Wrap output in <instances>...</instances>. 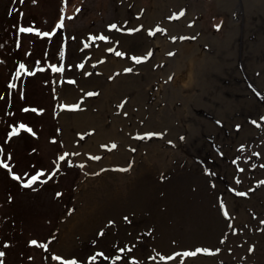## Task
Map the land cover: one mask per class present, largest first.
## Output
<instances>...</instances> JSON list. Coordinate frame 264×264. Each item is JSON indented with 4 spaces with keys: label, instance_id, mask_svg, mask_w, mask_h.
<instances>
[{
    "label": "rangeland",
    "instance_id": "1",
    "mask_svg": "<svg viewBox=\"0 0 264 264\" xmlns=\"http://www.w3.org/2000/svg\"><path fill=\"white\" fill-rule=\"evenodd\" d=\"M20 18L32 25L35 19L37 24L31 28L52 32L48 36L24 31V48L38 54L40 50L39 63L46 70L35 66L36 53L26 56L25 68L20 69L28 73L25 81L30 85L31 102L47 107L36 112L38 117L32 115L39 122L37 130L24 131L29 138L14 133L15 141L8 148L11 157L4 158L9 161L18 151L27 150L24 156L33 159L36 149L38 163L46 172L42 173L49 176H38L24 191L3 179L7 191L13 190L14 201L0 185V243L8 228L18 232L8 247L10 259L20 262L21 220L28 237L37 241L29 243L31 248L42 244L36 264H63L53 258L56 253L65 259L75 256L82 264H244L240 257L249 258V264H264V120L260 119L264 116V0H0L1 80L18 63L16 50L4 42L10 38L8 30L18 26L20 48ZM110 24L116 28H109ZM130 28L135 30L127 31ZM133 56L147 59L137 61ZM33 69L35 75L30 74ZM188 69L193 70L190 79L183 74ZM47 71L52 95L45 83L38 82L46 80ZM64 104L78 107L64 108ZM51 108L54 119L48 120L44 113ZM209 131L213 136L202 144ZM147 132L162 135L145 137ZM28 139L35 147H24ZM199 141L205 149L196 150L189 163L186 147ZM145 147L151 167L142 174L140 168L129 166L140 159ZM105 152L109 160L120 164V171L103 165ZM161 155L166 159L160 161ZM231 155L236 172L228 177L234 189L246 193L244 197H251L255 190L256 205L262 207L252 214L233 207L237 211L231 214L239 217L242 226L227 230L223 245L216 247L219 251L185 256V251L197 247L212 249L208 241L193 243L197 236L211 232L210 218L222 214L210 195L211 176L205 168L216 172ZM0 158L4 161L2 154ZM17 161L19 169L28 165L26 159ZM100 166L124 195L134 189H127L131 181L147 185L145 201L131 203L130 218H106L108 192L115 186L96 184ZM88 174L90 180L96 179L87 187L81 211L60 240L58 231L78 201L79 183ZM55 189H62L64 196L58 197ZM91 221L90 228L97 225L93 229L88 226ZM128 230L136 235L130 250L124 242ZM83 232L88 233L86 237ZM79 235L82 239L71 250L59 248L60 242L69 245ZM162 235L161 246L155 247L163 248L162 256L172 259L162 260L160 253L149 260L131 259V253L148 255L156 237ZM93 254L97 259L88 260Z\"/></svg>",
    "mask_w": 264,
    "mask_h": 264
},
{
    "label": "trees",
    "instance_id": "2",
    "mask_svg": "<svg viewBox=\"0 0 264 264\" xmlns=\"http://www.w3.org/2000/svg\"><path fill=\"white\" fill-rule=\"evenodd\" d=\"M21 10H22V7L20 6V12ZM56 19L57 17L53 19L51 25L48 26V28H51L54 25ZM36 21L37 20L34 19V21H32L33 22V25H32L31 21L30 22L23 21L20 18V48L18 45L19 27L18 26L15 27L16 23H14L15 25L14 31L8 30V34L10 35V38L7 37L4 42L6 46L12 47L14 51L16 50L15 57L18 59V63L16 67H14V69L9 74H7L6 77L3 76V79L2 80L0 79V156L2 154L4 161L7 162L11 166L12 172H14L17 176H19V179H16V177H14L10 173L11 171H9L2 164H0V185H2V187L4 185L3 188L7 192V198L9 199V197H11L10 199H12L13 201L15 200L14 193L12 192L13 190L11 189L12 191L11 190L7 191L6 189L7 187L5 186L6 183L3 182V179H6V181H8L11 185L14 183L13 184L14 188L17 187L18 190L20 189L21 191H24L28 189V186H30L28 184L35 182L34 180H31V177L33 175L40 173L39 177L40 178L45 177V179L46 177L49 176L48 173L44 174L46 172L43 171L42 169L43 167L40 166L38 163L39 158L36 157V151H37L36 149H35V156L33 157V159L24 156L25 155L24 153L27 152V150H22L21 152L18 151L17 154L13 155L12 158H9V161L4 158V156L10 155V151L8 150V148L11 147L12 146L11 144L15 141L16 134L20 133V135H22L21 137L22 139L26 137L29 138L28 137L29 135L24 132L25 130L27 131V129L20 128V125L21 124L27 125V128L31 129L32 131L33 129L37 130L39 120L34 121V117L32 115L39 114V112L43 111L47 107L43 103V104H39L40 106L39 108L37 107V103L31 102L30 85H28V83H26L25 81V78L27 77L28 73L27 72L23 73L20 71V65L23 63L24 58L26 56L31 55L32 53L33 54L36 53V55H34L35 66H39L41 69L42 68L45 69V66L40 65L39 63V59L42 58V52L37 49L40 52V54H38L36 50L34 49L27 50L24 48V43H23L24 31H21V28L35 27L37 24ZM38 26L40 25L38 24ZM44 28L45 27H42L40 29L39 27H36V29H39L40 31ZM44 47L43 49H45ZM22 50H25V51H22ZM30 74L31 75L36 74L34 72V69L30 72ZM42 78L44 79V77ZM44 80L42 81L39 79L38 82L40 83V85H44L45 83L47 87L46 89L48 91H51L50 94L52 95V82L50 81L51 79L49 78V71H47L46 80L45 81ZM51 104H52V99H51ZM31 111H32V114H31ZM44 114L46 115L48 120H51L49 118L54 119L52 108L49 111L45 112ZM39 124L42 127L41 121ZM13 129H18L17 132L15 131L16 134H14L15 132L13 131ZM23 133L25 134L23 135ZM34 143L35 142L28 139L27 144L24 147H28L31 145H32L31 147H35ZM31 150H30V153H31ZM9 157H11V155ZM21 158L26 159V161L28 159L30 160L26 162L28 163L27 167L25 168L21 167L19 169L17 168V163H18L17 160ZM42 171L44 173H42ZM44 182L45 183L43 184L45 186L49 184V182L46 180ZM55 190L58 191L57 192L58 197L62 198L64 196L62 189H55ZM69 202H70V199L66 200L64 205L69 204ZM67 207L68 206H64V209H66ZM6 218L7 216L6 214H4L3 220H6ZM23 224H21V220H20V260H19L20 262L18 263V261L12 260L8 256V251H9L8 247H10V245L12 246V243L15 242L14 238L17 239L16 234L18 233L13 228H11V232H10V229L8 228L6 231L7 232L6 239L4 240L3 243H0V251L5 253L3 257H0V261H2L3 264H36L38 260L36 259L37 255L38 254L42 255V244L41 243L40 245H36L35 248L33 247L31 248V245H29V241L31 239L28 237L27 230L25 229L26 225L25 224L23 225Z\"/></svg>",
    "mask_w": 264,
    "mask_h": 264
},
{
    "label": "bare ground",
    "instance_id": "3",
    "mask_svg": "<svg viewBox=\"0 0 264 264\" xmlns=\"http://www.w3.org/2000/svg\"><path fill=\"white\" fill-rule=\"evenodd\" d=\"M185 69H186V67H185ZM192 73H193L192 69H191V72L189 71V69H188V71L184 70V72H183V74H185L186 76H187V74L189 75V79L192 77ZM259 112L260 111H258V113ZM254 117H256V116H254ZM207 123H209V122H207ZM212 136H213V133L211 131H209L206 134V139L204 140V138H203V143L202 144H204V141L209 142L210 138ZM201 137H202V135H201ZM198 138H200V137H197L196 139H198ZM201 142L202 141H199V142H197V144H195L194 142H189V146L186 147V151L188 152L187 157H188L189 163L192 161L193 158H195V151L196 150L204 151L205 147H202ZM213 154H214L213 157H215L214 158L215 161H217V159L219 157L217 152L213 153ZM163 155H161V157L159 158L160 161H163L164 159H166V158L163 157ZM139 157H140V159H136V160L134 159L135 161L133 160L131 165L129 164L130 165L129 167H131L133 170H136V168L138 167V168H140L142 170L141 173L145 174V172L148 171L150 169V167H151V163L148 162V152L146 150V147H145V149H143L142 154H141V156L139 155ZM230 157L231 158H230L229 162L225 166L218 167L216 172H215V169L212 168V167H208L207 166L205 168L206 172L211 176L210 179H211L212 188H211V191H210V195L212 196V199H214L215 205H217L219 210H221L222 214H221V216L219 218H217L216 215H215L214 218H210L211 222H212V223H210L211 224V232H209L207 235L204 234V235L197 236L196 239L193 240V243H195V242L198 243V241H202V240L203 241H208L211 244H213L212 245V249H214V250L216 249V247L220 248L223 245V241L225 240V237H226L225 233L227 232V230H229L230 228L238 229V228H240L242 226L241 223L238 220L239 217L237 219H235L232 216L233 214H231L232 212H236L237 211L233 207L237 206L239 208H245L249 212H251V214L253 213V211L256 212V208L262 207V205H256V203H259L257 201L259 198L256 197L257 194H256L255 190H254V193L252 192L251 197H249V196L244 197V195L241 194L242 190L239 191L237 189H234V185L231 182V179H229V177L231 175L229 177H228V175L230 173L234 174L236 172L235 163L233 162V159L235 160V157L232 156V155ZM109 158H111V157H110L109 154H107V155H105L103 157V159H101L103 165L107 164L105 167H111L113 169L116 168L118 171H120V169H119L120 164H119V166H118V163L116 165L115 161L111 160V159L109 160ZM102 166H100L98 168L99 170H101V172L98 173V175H97V181H99V182L96 183V184H107L108 186H111V184H113V186H115L114 187L115 189L112 192H108L110 197H109L108 203H107V205L105 207V213L107 214L106 218H108V220H111V221L113 220V216L117 217L118 215H119V217L122 215L121 217L125 218L127 216V218H130L131 217L130 215H132L131 203H134L133 205H136L141 199H142V201H143V199L145 201L146 194H147V191H148L147 185L144 182H133V181H131V182L128 183L127 189L130 190V187H132V186H135V187L132 190V192H130V195H124V193L120 190V188L118 186L119 184L117 183V181L112 182L110 180V178H109V175H108L109 172L105 169V167L101 168ZM216 166H218V165H216ZM90 175L91 174H88L86 176V178L84 180H82V182H80L78 187H77V197H78L77 199H78V201L75 203V205L73 206L71 212L67 215V217L62 222L61 228L59 229L58 234H57V236H60V240L63 239L62 236H63V233H64L65 229L68 228L69 225L72 223V221L74 220L76 214L81 211V209H82L81 199L83 198L82 196L85 194V192L87 190V187H90L92 181H94L96 179V177H95V178H92L90 180ZM125 175H126L125 178H127V179L130 178V177L127 176V173ZM110 189H112V188L110 187ZM110 193H112V194H110ZM236 196L239 197V198H237ZM234 197H236L235 201L237 203L234 202ZM229 198H232V200H229ZM240 201H242V202L240 203ZM227 202H229V208L227 206ZM238 204H239V206H238ZM225 211H227L230 214V216H228V215L225 216V214H224ZM218 212H220V211H218ZM234 215H237V214H234ZM231 217H233V218H231ZM92 221L90 223H88L89 228H90V224H93ZM113 221H115V220H113ZM117 223H118V221L116 222V225H117ZM96 226L97 225H92L90 229H93ZM148 228H149V226H148ZM84 230H85V228H84ZM103 230L106 231V230H109V229L103 228ZM128 231H129L128 232L129 233L128 236H127V234L124 236L125 237L124 242L126 243V245L128 247L127 249L130 250L133 247V245H134V242H135L134 238H135L136 235H135V232L133 233L130 230H128ZM86 234H88V233L87 232L84 233L85 237H86ZM80 238H81V235L74 236V239L72 240L73 242H71L69 245L66 244V241L60 242L59 243L60 244L59 248L62 247L60 249L66 248V249H70L71 250L73 247L78 245V243L80 242V240H79ZM156 238H157V240L154 243L155 245H152L154 247L151 249V251L149 252L148 255L145 256V255H137V254H132L131 253V256L132 257L133 256L137 257L139 259V261H142V260H146V258H147V260H149L151 258V256H153V255H154V258H155L156 257L155 255L157 254V256H158L159 253H160L161 256L164 255L163 248L161 249L160 247L159 248L155 247L157 245L161 246L159 244L162 243L161 241L163 240L164 237L162 235V237H156ZM66 240H68V238ZM157 241H159L158 244H157ZM119 242H121V241H119ZM162 246H164V245L162 244ZM57 248H58V245H57ZM53 253H56V251H54ZM56 254L58 255V253H56ZM246 258L240 257L239 261L241 263H244V264H249L248 263L249 262V258H247V259Z\"/></svg>",
    "mask_w": 264,
    "mask_h": 264
},
{
    "label": "snow or ice",
    "instance_id": "4",
    "mask_svg": "<svg viewBox=\"0 0 264 264\" xmlns=\"http://www.w3.org/2000/svg\"><path fill=\"white\" fill-rule=\"evenodd\" d=\"M33 2L35 3V0H33ZM76 11H79V8H77L76 9ZM61 13H62V15H61V20L60 21H58L57 23L60 25V26H63V9L61 10ZM179 14H182V12L181 13H178V14H176V15H179ZM219 26L220 25H216L215 27H217V28H219ZM108 27L109 28H116V25L115 24H110V25H108ZM135 29H127V31H129V32H132V31H134ZM21 31H25V32H36V33H38V34H40V35H48V36H51L52 35V32H47V33H44V32H41L39 29H35V28H21ZM151 32H152V30L151 29H149V33L151 34ZM101 39H104V40H107V39H109V37L108 36H101ZM173 39H175V37H173ZM151 53H149V55H150ZM61 55H62V53H61ZM119 55H121V56H123L124 55V53L123 52H120L119 53ZM132 59H134V60H137V61H140V60H144V59H147V56H133L132 57ZM53 69H56V65H52L51 66ZM25 68V65H23V64H21L20 65V69H24ZM126 71H127V69H126ZM62 107H64V108H69V109H74V108H77L78 107V105H76V104H64V105H61ZM38 111H40V110H38ZM260 119H262V120H264V116H262V117H260ZM253 123H256V121H253ZM240 126L239 125H237V128H239ZM20 128H27V125H24V124H21L20 125ZM29 131H31V129H28ZM13 131L15 132V131H18V129H13ZM153 135H157V136H159V135H162V133H152V132H147V133H144V136L145 137H148V136H153ZM169 143H171V141H169ZM112 147H115V144H112ZM241 147H243V145H241ZM64 157L63 156H61L60 157V159H63ZM0 164H3V166L5 167V168H7V167H9L8 166V164L7 163H5L4 161H0ZM12 175L13 176H15L16 177V179H19V176H16V174L15 173H12ZM40 175V173H37L36 175H33L32 177H31V180H36L37 178H38V176ZM242 195H246V193H241ZM9 198H11V197H9ZM225 216H227L228 215V212L227 211H225ZM111 223V222H110ZM262 223H264V221H262ZM7 243V242H6ZM29 243L30 244H33V245H35V244H37V241L36 240H31V241H29ZM45 247H46V245H45ZM124 249H120V251H123ZM249 251H252L253 249L252 248H249L248 249ZM213 251V249H211V248H207V247H203V248H201V247H197V248H195L194 249V251H185L184 252V255L185 256H194V255H196L197 253H211ZM215 251H219V249H215ZM5 255V253L4 252H2V251H0V257H3ZM176 254L175 253H173V256H175ZM99 256H104V253L103 252H100L99 253ZM53 258L55 259V260H62L63 261V264H82V261L80 260V259H78L77 257H75V256H73V257H71V258H69V259H65L64 257H62V256H59V255H54L53 256ZM162 260H170V259H172V256H161L160 257ZM87 259L88 260H95V259H97V255L96 254H93V255H91V256H88L87 257ZM117 259H119V257H117ZM133 261H136V257H132L131 258ZM0 264H3V262L2 261H0ZM137 264H138V262H137Z\"/></svg>",
    "mask_w": 264,
    "mask_h": 264
}]
</instances>
